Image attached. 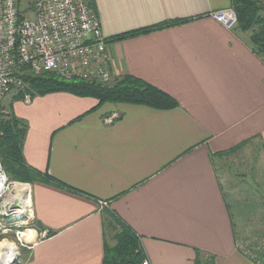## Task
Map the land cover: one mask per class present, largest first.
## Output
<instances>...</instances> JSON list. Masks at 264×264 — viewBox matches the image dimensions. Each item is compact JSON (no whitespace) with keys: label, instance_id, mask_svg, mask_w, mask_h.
Listing matches in <instances>:
<instances>
[{"label":"crops","instance_id":"obj_1","mask_svg":"<svg viewBox=\"0 0 264 264\" xmlns=\"http://www.w3.org/2000/svg\"><path fill=\"white\" fill-rule=\"evenodd\" d=\"M89 1L112 77L143 79L178 104L99 103L64 91L28 103L12 100L13 92L2 102L27 125L25 165L89 194L9 177L31 186L32 237L47 233L21 264H101L114 224L139 238L151 264H195L197 250L214 264H254L242 253L226 193L238 207L252 199L264 206V59L245 33L209 15L231 0ZM183 18L190 19L110 40ZM244 176L262 191L237 188Z\"/></svg>","mask_w":264,"mask_h":264},{"label":"built area","instance_id":"obj_2","mask_svg":"<svg viewBox=\"0 0 264 264\" xmlns=\"http://www.w3.org/2000/svg\"><path fill=\"white\" fill-rule=\"evenodd\" d=\"M209 15L227 27L237 19L231 6ZM106 44L88 0H0V121L4 97L24 88L25 73L108 83L112 73ZM30 99L25 92L23 101ZM25 200L26 209L21 210ZM14 214L33 218L32 189L9 178L0 155V232L7 230L4 221ZM139 264L151 263L144 257Z\"/></svg>","mask_w":264,"mask_h":264},{"label":"trees","instance_id":"obj_3","mask_svg":"<svg viewBox=\"0 0 264 264\" xmlns=\"http://www.w3.org/2000/svg\"><path fill=\"white\" fill-rule=\"evenodd\" d=\"M91 6L90 1L88 0ZM231 7L236 13L235 27L247 36V43L255 55L264 59V0H231ZM190 18L163 21L154 25L134 29L116 34L111 37L112 41L135 37L151 31L178 25ZM24 88L12 95V100L23 99L27 92L31 97L45 95L52 92H69L77 96H89L96 98L99 103L127 102L143 104L154 108H172L178 103L166 92L146 82L143 79L125 74L119 78H113L105 84L86 81L82 79L66 80L54 73H25L21 75ZM0 155L6 172L10 178L20 181L41 180L51 182L61 188L72 192L83 193L76 188L66 185L51 176H41L38 171L25 165L22 155L24 137L27 130L26 123L16 117L11 111L3 110L0 121ZM245 141L228 149L239 148ZM115 242L112 245L105 244L104 255L101 264H139L144 257L143 248L139 238L126 226L114 224ZM51 232H48V235ZM206 256L207 259H200ZM195 264H214L212 257L200 250L196 251Z\"/></svg>","mask_w":264,"mask_h":264},{"label":"rangeland","instance_id":"obj_4","mask_svg":"<svg viewBox=\"0 0 264 264\" xmlns=\"http://www.w3.org/2000/svg\"><path fill=\"white\" fill-rule=\"evenodd\" d=\"M13 91L9 92L3 99L4 105L8 104V101ZM4 110L5 107H4ZM261 182L259 187H264V172L261 170ZM236 187L241 188L244 193H259L261 192L256 184H253L251 177H240L237 180ZM229 208L232 214V218L236 223V236L238 241L242 245V253L254 264H264V206L255 205V200L238 201L237 203L228 198ZM261 207V208H260ZM10 216V215H9ZM14 214L12 217H8L4 221L5 232H0V242L6 240L12 242L15 245V264H21L22 261L28 257L32 245L38 240L42 233L45 236L47 233L44 229L39 232V237H32V233L37 230L38 226L34 221V218H27ZM7 217V216H6ZM24 220V221H23ZM31 231V233H30ZM33 231V232H32ZM112 232L109 231V236ZM110 242L113 243L112 237ZM200 259H207L204 255ZM13 262V260H12Z\"/></svg>","mask_w":264,"mask_h":264},{"label":"bare ground","instance_id":"obj_5","mask_svg":"<svg viewBox=\"0 0 264 264\" xmlns=\"http://www.w3.org/2000/svg\"><path fill=\"white\" fill-rule=\"evenodd\" d=\"M19 192H23V188H20ZM16 200L18 201L17 197ZM26 201L27 200L23 202L24 206L20 207L21 210L26 209L27 206ZM12 206H15V204H13ZM9 257H11L10 259V264H11L12 260L15 257V245L12 242L3 240L2 242H0V264H5V261H8Z\"/></svg>","mask_w":264,"mask_h":264},{"label":"clouds","instance_id":"obj_6","mask_svg":"<svg viewBox=\"0 0 264 264\" xmlns=\"http://www.w3.org/2000/svg\"><path fill=\"white\" fill-rule=\"evenodd\" d=\"M11 257L8 258V261H5V264H10Z\"/></svg>","mask_w":264,"mask_h":264},{"label":"water","instance_id":"obj_7","mask_svg":"<svg viewBox=\"0 0 264 264\" xmlns=\"http://www.w3.org/2000/svg\"><path fill=\"white\" fill-rule=\"evenodd\" d=\"M15 262H16V258L14 257L13 262H11V264H15Z\"/></svg>","mask_w":264,"mask_h":264}]
</instances>
